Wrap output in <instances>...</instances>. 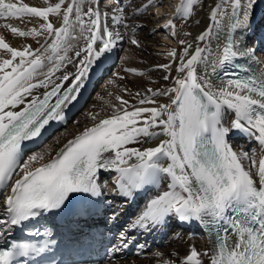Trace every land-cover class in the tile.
<instances>
[{"label":"snow or ice","instance_id":"obj_1","mask_svg":"<svg viewBox=\"0 0 264 264\" xmlns=\"http://www.w3.org/2000/svg\"><path fill=\"white\" fill-rule=\"evenodd\" d=\"M43 2L46 6L35 7L22 0H0V27L20 37L44 36L47 45L19 50L0 35V202L4 205L0 239L14 227L66 209L71 194L100 196L102 187H107L97 182L104 170L116 173L117 194L126 198L146 186L159 189L161 181H167V190L145 203L128 225L130 231L119 234L113 254L128 249L136 231L149 233L175 218L198 222L212 237L210 252H198L193 246L180 264H204V258L208 264H264V154L257 162L254 151L237 152L229 143V133L238 130L264 148V63L256 58V48L246 36L255 8L264 0H219L210 12L212 25L195 38L208 43L194 46L182 40L179 55L174 49L169 52L175 69L172 64L159 66L169 73L163 77L166 81L175 71L171 86L148 89L150 95L129 93L139 98V106L116 97L120 107L113 106L109 118L33 168L43 154L24 157V142L39 137L51 121L66 119L65 109L77 101L98 62L122 39L114 26L127 27L122 7L114 9L110 25L108 14L92 0ZM198 3L183 0L177 11L188 17ZM225 16V43L213 48L212 34L219 41ZM26 17L41 18L43 23L29 30L10 23L30 22ZM167 26L175 27L171 20ZM81 38L83 46L75 47L72 41ZM131 43L139 45L135 39ZM67 64L75 71H62ZM57 72H61L58 77ZM38 88L45 91L34 94ZM20 105L25 106L16 111ZM29 235L45 239L40 246L11 242L0 248V264H29L20 258L39 256L55 244L49 239L50 228L41 232L37 227ZM136 247L143 250L145 245Z\"/></svg>","mask_w":264,"mask_h":264},{"label":"bare ground","instance_id":"obj_2","mask_svg":"<svg viewBox=\"0 0 264 264\" xmlns=\"http://www.w3.org/2000/svg\"><path fill=\"white\" fill-rule=\"evenodd\" d=\"M145 1V0H144ZM150 1V0H149ZM148 1V2H149ZM175 0H172L174 2ZM23 3H28L29 6L35 7H44L43 0H22ZM50 3H56L58 0H49ZM131 4V12L125 17V23L128 24L129 32L133 36L134 39L137 41H141L143 43L147 41H151L154 45V48H151L148 44H146V48H151L152 53L159 52L160 57L158 58L161 65L164 64H172V68L175 69L176 64L173 61L169 60L171 57L169 55L170 50L175 49L174 46L179 42V37L177 33V27L174 28L168 27V22L171 20V16L175 15V9L170 7V4L167 9H165L164 0H151V3H155L154 7L156 10L158 17L160 20L158 25L154 24L155 18L150 17L149 14L145 10V4L143 2H135L133 0H129ZM169 2V1H168ZM171 2V4H173ZM176 2L174 5L176 6ZM92 3L99 7L101 12H105L109 16L108 23L111 25V16L114 13V9L117 7H121L119 5V0L115 1L114 3L103 2L102 0H92ZM170 3V2H169ZM203 10L201 11L200 18L192 19L191 29H192V38L189 42H192L195 46L197 43L207 44L208 41L199 42L196 41V37L208 29L212 22L209 19L211 10L215 7L219 0H206ZM162 4V5H161ZM178 5V4H177ZM181 5V4H180ZM179 6V5H178ZM177 7V6H176ZM124 9V8H123ZM177 11V10H176ZM230 11V10H229ZM126 14V13H125ZM124 14V16H125ZM219 15V14H218ZM159 19V18H158ZM227 17L225 16L222 20V24H225L224 33L221 34L219 41L215 39V32H213V39L211 41V46L216 48L217 44L219 43L221 46L225 43V37L227 32L226 22ZM264 2L259 3L254 12V16L252 18L251 28L246 34L247 36V43L253 45L256 48V58L260 60L261 63H264ZM26 21H30L27 23H22L19 20H11L14 26H18L21 30H29L32 27H39L40 24L43 23L41 18L38 17H31L25 18ZM49 20L54 21L55 18L51 15L49 16ZM173 23L174 20H171ZM153 26L157 29V32L161 34V38L155 39H148L150 35V30L145 32H137L140 31L144 26ZM175 25V24H174ZM55 26H59L56 24ZM116 30H118L121 34H125V27L116 25L114 26ZM258 30L257 37L253 36V33ZM0 35H3L5 38V42L9 43L10 46L17 48L19 50H23L24 46H31L32 49L40 48L41 45H45V37L41 36L37 39H33L31 37H20L13 35L10 30L4 29L0 27ZM174 39H173V38ZM254 37V38H253ZM37 40L40 43H37ZM123 38L117 42L115 49L106 55L100 62H98L97 67H95L90 75V78L85 86V88L81 91L80 96L78 97L77 101L74 102L71 107L76 103L80 102L81 95L85 94L89 88V84H95V81L98 80L97 77L102 68H104V73L108 70L110 66V61L113 56L120 52L121 43ZM176 40V41H174ZM52 41L48 40L50 44ZM72 44L75 47H82L84 44L83 39L73 40ZM151 44V43H150ZM75 47L73 51L68 53L69 56H73ZM136 47V46H135ZM138 47V46H137ZM145 49V48H144ZM129 50V49H128ZM183 49L176 48V52L179 55ZM260 50V52H258ZM130 51V52H129ZM126 51L124 54L123 59L125 68H128V72L131 74H126L121 71L120 73L116 74L111 80L110 84L102 92V95L98 96L95 100L94 111H90L91 113L87 116L85 123H80L79 126H74L68 123L66 125V129L62 130L60 134H63V138L61 139L60 143L57 147H53L52 149H47L43 154V160L38 161L36 164H33L32 167L40 166L41 164L49 162L52 158H54L57 153L70 141L73 140L76 136L80 135L83 131L88 128L95 126L99 123L100 120L109 118L114 111L113 106L120 107V101L116 99V97H122L124 100L129 101L130 104H137L138 99H133L132 95L129 93H136L140 92L142 94H148V89L159 90L165 87L171 86V78L175 76V71H173L170 75L169 80H164L163 77L165 75H169L166 73L164 69H162V73L160 77H156L155 74L150 73V69H153L155 65L147 63V65H140L138 64L139 60L145 59L143 54L136 50V48H132L131 50ZM258 52V55H257ZM158 54V53H157ZM147 61V60H146ZM244 63V60H240ZM248 63H252L248 61ZM124 68V69H125ZM123 70V69H121ZM135 70V72L130 71ZM10 71V69H9ZM46 71V69L44 70ZM64 72L72 73L75 71V68L72 64H67V66L62 69ZM126 72V71H125ZM145 75L140 76L135 73H145ZM61 72H57L56 76H60ZM37 79H43V76H38ZM215 79V78H214ZM59 82V81H57ZM70 83V81H69ZM67 86V84H65ZM125 89L127 91H125ZM45 91L43 88H38L34 90V94H42ZM31 97H28L27 100H30ZM161 100L165 98H160ZM27 102V101H26ZM25 105H20L19 108L15 109L19 111ZM139 106V105H138ZM148 106V105H144ZM67 109V108H66ZM95 117V119H93ZM231 116H229V120H231ZM235 138L230 140L229 143L232 145L233 150L237 152H255V159L257 162L262 158V154H264V148L259 145V143L253 139L249 138L245 134L239 132L238 130H234L229 133V137ZM240 138H244V142H239ZM132 146V145H130ZM247 146L248 149L245 147ZM37 149V148H36ZM37 153L33 151L30 155ZM131 163V161H130ZM245 165H248L250 161H244ZM253 173L256 172V169H252ZM103 174V176H100ZM22 175V173H21ZM116 173L112 171H104L100 170L98 174V183L101 185H107V187H102V193L107 197L106 201V212L102 215L99 221L95 223V226L98 228H103L106 235L111 237V246L112 248L116 246L118 243V236L121 232L130 231L128 229V225L136 218V216L140 213V211L145 206V203L150 199L156 196L159 192L163 190H167V181H161L160 188L157 189L155 186H146L145 189L149 188L150 190L147 191L145 196L140 195L141 191L136 193L132 198H126L117 194L115 185L113 183L115 179ZM254 179H257L258 184V177L254 176ZM4 214V205L0 202V217ZM115 215V219L113 216ZM171 223H173L171 225ZM183 223L179 220L173 218L167 227H162L157 230H153L149 233H144L143 231H136L135 241L128 249H125L121 252L113 254L111 252L110 259L107 264H165L166 261H175V264H180V261L189 253V250L194 246L198 252L204 251H211L212 248V238L210 236L209 229H206L204 226L199 225L198 222L192 223H185L186 225L183 226ZM13 229L11 232L12 233ZM198 233L199 235L195 234ZM8 233H6L7 237ZM5 237V238H6ZM4 239H0V243H3ZM144 244L145 247L143 250H139L136 247V244ZM159 245H164L165 247L159 249ZM156 247H158L156 249ZM160 253L161 255L158 257L156 254ZM115 257V258H114ZM113 259H116V262H113ZM204 264H208V259L204 258Z\"/></svg>","mask_w":264,"mask_h":264},{"label":"rangeland","instance_id":"obj_3","mask_svg":"<svg viewBox=\"0 0 264 264\" xmlns=\"http://www.w3.org/2000/svg\"><path fill=\"white\" fill-rule=\"evenodd\" d=\"M102 1L105 2V3L107 2V4H109V3L112 4V3H114L117 0H102ZM133 1H135V2L137 1V2H140V3L143 2L145 5H148V7L145 8V10L149 14L150 17L155 18L154 24L158 25L160 17H158L159 15H157V13H156V10H155V7H154L155 3H151V0L150 1L149 0H145V1L144 0H133ZM175 1H178V2H176V6L177 7L174 5ZM175 1L172 2V0H164V2L167 3V4H165V9H167L169 4H170L171 8H174V10L177 8L176 10H178V8L180 7V4L183 3V0H175ZM205 1L206 0H199L198 5L194 6L191 15L188 16V17H184V16L180 15L178 12L176 13V10H175L176 15H174L175 16L174 19H173V15L171 16V20H174V22H175L174 24L177 27V33H178V37H179V42L174 45L177 49L178 48H181V49L184 48V45H182L180 43V41L183 40V41H188L189 42L190 39L192 38V33H193L192 29H191L192 19L200 18V14H201V11L204 8V5H205L204 2ZM171 2L173 4H171ZM119 5L122 8H124V14L126 13L125 17H127L128 14L131 12V4H130L129 0H119ZM126 25H128V24H126ZM128 26L125 27V29H124L125 30V34H121L123 40H122V43H121L120 52L116 54L117 56L115 57V60L112 62V64L110 62V66L108 67V70H106L105 73L103 72L101 77H99V78L97 77L98 80L95 81V84H94L95 86H94V88L92 90L91 95L89 96V99L87 100L85 106L75 116L72 117V119L69 122L71 125L73 124L74 126L78 127L80 123L82 124V123L86 122L87 116L91 113L90 111H94V109H95L93 104H95L96 98L98 96L102 95V92L107 87V85L110 84V80L116 74L120 73L121 71H123V73H126V74H131L130 72H128L129 71L128 68L127 67L125 68V65L123 63L124 60H125V59H123V57H124V54H125L126 51H129L132 48H136V50L139 51L141 54H143V57L145 58V59L139 60L138 64L147 65V63L149 64V62H150L151 64H153L155 66H154L153 69H150L149 72L152 73V74H155V76L157 78L161 76L163 68L159 67L161 64H160V62L158 60V58L160 57L161 54H159V52H157L158 54L156 52L152 53L151 48H154L153 47L154 45H152L153 43L151 41L150 42L147 41L145 43H143L141 41H138L139 42L138 47H137L136 44L131 43L132 39H134L133 38L134 35L132 36L130 34ZM149 30L151 31L150 35L148 36L149 40L150 39H155V38H159V39L163 40V38H161V34L159 32H157V29H155L153 26H148V25L144 26L140 31H137V32L142 33V32L149 31ZM186 34H190V35H186ZM254 34H255V36H254ZM257 34H258V30L253 33V36L257 37ZM174 41H176V40H174ZM146 44L151 46V48H146V46H147ZM176 48L174 50H176ZM258 52H260V50ZM258 52H257V55H258ZM169 60L173 61V58L170 57ZM121 69H123V70H121ZM145 74H146V72L144 73V75ZM140 76H143V75H140ZM85 116H86V118H85ZM66 128H67L66 126L63 127V128L60 127L56 132H54V134L52 136L48 137V139L40 147L30 151L27 154V157L30 156V153L33 152V151L37 150V153H41L42 154V153H45L47 149H50V148L52 149L53 147L54 148L57 147V145L60 143L61 139L63 138V134H64V133L60 134V132H62V130H65ZM233 139L235 141V138H232V136L229 137V141L233 140ZM239 140H241L239 142L243 143L245 139L244 138H240ZM245 148L249 150V148H247V146ZM100 176H103V174H101ZM172 224L173 223H171V225ZM195 234L199 235L198 233H195ZM164 247H165L164 245H159V249H162ZM157 248L158 247H156V249Z\"/></svg>","mask_w":264,"mask_h":264}]
</instances>
